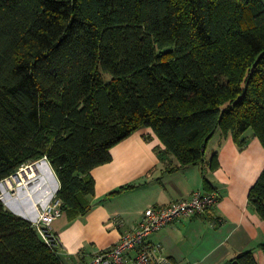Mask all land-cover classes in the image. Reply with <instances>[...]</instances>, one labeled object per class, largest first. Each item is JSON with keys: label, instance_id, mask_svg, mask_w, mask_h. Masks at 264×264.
Masks as SVG:
<instances>
[{"label": "trees", "instance_id": "16d2710c", "mask_svg": "<svg viewBox=\"0 0 264 264\" xmlns=\"http://www.w3.org/2000/svg\"><path fill=\"white\" fill-rule=\"evenodd\" d=\"M144 127L171 171L203 162L218 132L264 146V0H0V182L46 159L64 211L86 215L92 170ZM249 201L264 219V169ZM0 264H64L2 198Z\"/></svg>", "mask_w": 264, "mask_h": 264}, {"label": "crops", "instance_id": "0c3cea01", "mask_svg": "<svg viewBox=\"0 0 264 264\" xmlns=\"http://www.w3.org/2000/svg\"><path fill=\"white\" fill-rule=\"evenodd\" d=\"M150 129H140L122 140L112 148V160L92 170L91 210L77 216L66 211L65 222L53 226L64 264H86L136 229L147 208L189 198L197 190L216 191L220 200L204 213L183 216L153 232L147 242L159 244L174 264H224L241 251L254 248L255 254L261 249L264 219L249 201L250 188L264 169L260 139L255 135L240 148L231 136L217 133L221 140L203 162L171 171L176 163L161 158L164 146ZM215 152L219 166L212 170L210 160ZM39 166V182L15 192L6 189L4 198L9 209L32 222L38 207L48 203L60 187L51 163L44 159ZM129 185L133 187L108 197Z\"/></svg>", "mask_w": 264, "mask_h": 264}, {"label": "built area", "instance_id": "2783aa9c", "mask_svg": "<svg viewBox=\"0 0 264 264\" xmlns=\"http://www.w3.org/2000/svg\"><path fill=\"white\" fill-rule=\"evenodd\" d=\"M42 160L21 165L16 172L0 182V187L5 186L8 190L15 192L18 187L39 182L38 170ZM57 192L48 203L38 207V216L33 221L43 240L54 248L60 245V240L54 232L53 223L64 212L63 199ZM0 198H5L3 192ZM219 200V194L216 191L197 190L189 198L149 207L145 210L136 229L124 233L116 245L97 252L86 264H174L163 254L162 247L159 244L147 242V237L168 224L180 220L183 216L204 213L213 208Z\"/></svg>", "mask_w": 264, "mask_h": 264}, {"label": "rangeland", "instance_id": "374dc122", "mask_svg": "<svg viewBox=\"0 0 264 264\" xmlns=\"http://www.w3.org/2000/svg\"><path fill=\"white\" fill-rule=\"evenodd\" d=\"M145 128V127H144ZM144 128H142V129H144ZM150 130H152V129H150ZM219 133V132H218ZM220 135H218L217 134V136L215 135L212 139H211V141H210V143L208 144V147H207V154H206V156H209V155H211L212 153H213V149H214V147L216 146V144L217 143H219V140H221V138L219 137ZM245 136L248 138V140H251L255 135H254V131L253 130H248L247 132H246V134H245ZM40 167V166H39ZM40 170V169H39ZM38 170V171H39ZM41 171V170H40ZM39 171V172H40ZM49 178V177H48ZM50 187H52L53 185H52V183H53V181H50ZM5 188V189H4ZM0 189H1V192H3L4 193V195H6L5 193L6 192H8L6 189V187L5 186H1L0 187ZM59 190V189H58ZM57 190V191H58ZM66 218H67V213H66V211H64L63 212V215L61 216V217H59L57 220H55L54 221V223H53V226H57V224H60V223H63V222H65V220H66ZM87 253V252H86ZM255 257H256V259H257V261H258V263L259 264H264V254H263V251L261 250V249H259V250H257V252L255 253Z\"/></svg>", "mask_w": 264, "mask_h": 264}, {"label": "water", "instance_id": "95a60500", "mask_svg": "<svg viewBox=\"0 0 264 264\" xmlns=\"http://www.w3.org/2000/svg\"><path fill=\"white\" fill-rule=\"evenodd\" d=\"M204 150H206V144H204Z\"/></svg>", "mask_w": 264, "mask_h": 264}, {"label": "bare ground", "instance_id": "6f19581e", "mask_svg": "<svg viewBox=\"0 0 264 264\" xmlns=\"http://www.w3.org/2000/svg\"><path fill=\"white\" fill-rule=\"evenodd\" d=\"M45 168V167H44Z\"/></svg>", "mask_w": 264, "mask_h": 264}]
</instances>
